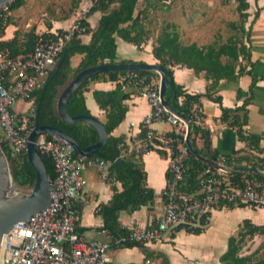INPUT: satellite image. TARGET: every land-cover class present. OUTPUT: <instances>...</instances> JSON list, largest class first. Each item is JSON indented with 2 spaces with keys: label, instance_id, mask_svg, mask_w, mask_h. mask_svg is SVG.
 <instances>
[{
  "label": "trees",
  "instance_id": "trees-1",
  "mask_svg": "<svg viewBox=\"0 0 264 264\" xmlns=\"http://www.w3.org/2000/svg\"><path fill=\"white\" fill-rule=\"evenodd\" d=\"M22 0H13L10 8L20 5ZM161 1V0H159ZM236 2V11L238 13L239 22H230L232 28H238L245 39L248 40L249 28L245 29V23L248 19L249 1L248 0H234ZM155 5V4H154ZM94 11H100L101 15L98 19L95 28H90L88 23L80 20V25H85L86 29L82 33L73 31L70 39L63 46L59 57H62L59 64L54 71H50L45 80V88H39L32 93L35 103H39L38 122L39 124H47L55 126L71 135L78 142L80 147H86L93 144L97 140L96 130L87 123L82 121H74L66 123L62 121L55 108V101L59 90L80 70L89 66L100 63H128L131 60H117L116 59V43L115 37L119 36L125 41H128L137 47L140 46L144 35V25L142 19L144 17L145 9H137L135 0H93L92 5L88 8L86 14ZM257 12L253 14L251 23L257 16ZM7 22L0 20V35L2 34ZM64 32L59 30L58 34ZM82 34H89L90 38L87 42L81 40ZM42 35L51 40H55L54 34L42 33ZM36 36V35H35ZM30 34L28 44L25 52L29 51L34 38ZM1 45L8 46L13 54L22 52L20 44H18L16 35L8 40L1 41ZM24 52V53H25ZM153 55L158 59V63L163 65L166 69L167 76L172 79V84L168 85L164 91V97L167 103L173 110L181 113L190 124L188 139L192 147L205 158L211 161L218 160V153L210 147V132L204 126H199L194 123L192 119L194 106L201 104L203 97H208L211 100L220 103L221 97L213 95L210 90L215 87L221 78H228L235 73L241 74L245 70L239 62V58L246 59L250 66L248 73L251 76V81L247 90L238 89L237 98L243 97V102L239 106L233 108L221 107L220 119L228 122L229 125L235 126L239 139L246 142V144L264 153V147H259V138L253 134L243 133L242 126L247 123V105L254 96V87L256 82L261 77L255 76L251 69L253 62L250 60L249 45L247 46L243 39L236 37H228L225 42L221 44H207L198 47L195 43L182 46L178 42V35L173 31L163 30L158 38L157 45L152 49ZM81 55L80 60L76 66L71 65V57L73 55ZM225 56V61L221 57ZM174 64L185 65L192 67L195 72L204 71L206 79L210 80L207 89L203 93H189L180 84L173 80V71L171 66ZM138 74L147 75L150 79H158V74L154 71H136ZM125 71H104L93 74L88 79L84 80L71 94L66 102V111L70 116L84 114L90 115L85 106L83 90L89 80L107 78L110 80H117ZM126 85V86H125ZM128 85L125 80L119 81L116 87L112 90H94L93 97L100 108L105 111V121L103 125L107 132L106 141L97 147L96 152L88 155L90 159H107L110 161L108 172L116 181L121 183V190L113 189L110 200L106 203L100 204L96 212L102 218L101 229H105L110 235L117 236L125 232V228L120 226L118 221V213L121 210L134 211L141 206L146 205L149 208L154 203L153 189L146 186L145 171L143 169L142 160L133 153L123 154L125 148L120 146L124 142L123 136L115 137L111 135V131L123 119L126 106L123 101L128 97L125 91ZM242 112V114H237ZM147 127L140 124L139 136H144ZM166 136L174 138L176 134L170 131L165 133ZM3 140V138H2ZM198 140L201 144H198ZM2 150L7 158L10 166L11 176L17 187L31 189L35 180V171L32 165L28 162L26 154L22 157L16 158L9 154V147L5 143ZM176 150V143L172 145V152ZM159 154L163 151L158 150ZM233 152L227 155L225 164L228 167H234ZM243 159L247 160L249 167H258L264 171V156L257 157L255 161L251 162L247 156ZM185 171L182 181L179 183L178 190L185 193H192L198 189V179L203 168L208 164L197 158L191 152L184 161ZM43 164L49 178L54 176L53 161L48 155L43 158ZM166 176L169 175L166 173ZM224 177L228 182L235 185H244L248 182H259L264 185V175L257 174L250 171L231 170L224 173ZM245 204H239L243 206ZM177 228V230H179ZM188 232L200 233L199 228H187ZM255 234H264V224L254 225L249 220H243L236 235H231L227 240V249L219 257L220 261L225 264H264V255L256 257L252 253L241 255L240 249L247 238H251ZM264 241V240H263ZM264 243V242H263ZM125 246L138 245L142 243H125Z\"/></svg>",
  "mask_w": 264,
  "mask_h": 264
},
{
  "label": "built area",
  "instance_id": "built-area-1",
  "mask_svg": "<svg viewBox=\"0 0 264 264\" xmlns=\"http://www.w3.org/2000/svg\"><path fill=\"white\" fill-rule=\"evenodd\" d=\"M12 1L8 0L0 6L2 22L8 21ZM86 12L81 11L64 32L55 33V40L37 34L30 50L24 54H13L8 46L0 44V129L11 156L19 158L26 154L28 135L36 115L32 93L43 87L73 31H85L86 26L80 25V20H85ZM118 80H125L131 93L145 97L150 105V112L142 120V124L147 127L145 135L133 136L119 145L125 148V153H133L138 157L160 150L167 160L169 176L162 192L160 216L149 226L140 225L135 219L120 224L125 232L117 236L101 229L107 236L105 241L79 234L76 230V204L85 183L83 170L89 158L76 153L66 139L56 134H39L35 139L37 151L46 152L53 161L54 176L49 180L52 203L29 215L22 224H13L3 234L0 244L1 264H115L108 256L112 246L160 241L175 226H202L213 209L224 206L249 204L264 207V185L259 182L235 185L222 181V178L227 180L224 166L228 167L225 164L227 156L223 155H218L214 164L208 163L203 168L197 190L192 193L178 190L184 176V161L190 153L185 143L186 122L162 104L158 79H150L136 71H125ZM17 101L29 105L17 111ZM192 119L195 124L204 126L201 104L194 106ZM153 121L169 123L170 132L176 136L171 138L155 133L148 127ZM174 142L176 150L171 153ZM95 165L103 181H116L108 172L109 160L96 159ZM140 264L165 263L160 258L146 256Z\"/></svg>",
  "mask_w": 264,
  "mask_h": 264
},
{
  "label": "crops",
  "instance_id": "crops-1",
  "mask_svg": "<svg viewBox=\"0 0 264 264\" xmlns=\"http://www.w3.org/2000/svg\"><path fill=\"white\" fill-rule=\"evenodd\" d=\"M37 1L38 0H22L20 5L12 9L10 8L7 25L0 35L2 41H8L16 35L18 44H20L22 50L19 54H24L30 34L34 36L42 33L55 34L58 33L60 29L65 30L69 28L79 12L83 10L87 11L93 3V0H78L77 8L74 12L75 14L72 13L69 15L66 13L60 16H49L52 14H47L45 8L41 9ZM169 1L170 0H135L137 9H145L142 19L145 35L138 47L116 36L117 60L158 63L159 61L153 55L152 49L157 45L159 34L165 29L177 33L178 42L182 46L195 43L198 47H202L214 43L211 41L202 42L196 38H191L187 42L181 41L179 32H182L185 27L186 34L196 35L197 33L205 32V28L201 29L194 25L182 24L180 28V26L178 27V25L173 22H164L163 26L159 29H154V26H150L148 19L151 13L154 10L158 11V9L162 10V8H166V5H163L162 2L169 3ZM248 1L249 16L248 23L245 25L246 30L249 28L248 40L245 39V37L241 38L247 46L249 45L250 60L254 63L251 71L255 76L261 77V79L256 82L254 96L247 105V123L242 126V130L243 133L258 136L259 147L263 148L264 0ZM255 12L258 14L251 23ZM41 14H44V17H41ZM100 15V11H94L88 15L86 14L85 21L90 28H95ZM200 35L201 34H199V36ZM89 38V34L81 35V40L83 42H87ZM217 44L221 43H216V45ZM80 57L81 55L79 54L71 57V65L73 67L78 64ZM225 59V56L221 57L222 61H225ZM239 62L245 67L243 73H235L231 77L219 79L215 87L210 90L211 94L221 97V102L218 103L208 97H203L201 99V106L203 110V125L210 132L211 149L215 150L218 155L223 156L236 152L234 155V166L249 167V165H247V160L243 159L244 156H247L252 162L255 161L257 157L264 156V153L249 147L246 142L239 139L235 126H231L228 122L219 118L221 115V107L233 108L242 104L243 97L237 98V90H247L251 81V76L248 73L250 66L247 64L246 59L240 57ZM171 68L173 71V80L180 84L187 92L203 93L206 91L210 80L205 78L203 70L195 72L192 67L180 64H174ZM118 82V79H93L87 82L83 90L85 106L90 115L96 117L102 123L105 121V111L100 108L95 101L93 91L112 90L116 87ZM124 89L129 94L123 101L126 106V111L122 121L112 129L111 135L115 137L123 136L124 140H129L131 137L139 134L140 124H142L143 118L150 112V105L145 97L133 95L128 87ZM28 105L27 102L17 101L15 109L21 111L27 108ZM17 106H19V110ZM237 114H242V112H237ZM148 127L157 134H165L171 129V125L165 121H153ZM198 144H201L200 140H198ZM123 154L126 153L123 152ZM139 157L142 160L143 169L146 174V186L152 188L154 192V203L151 208L143 205L132 212L121 210L118 213V221L120 224H127L131 219H135L140 225L149 226L156 222L162 212V192L167 181V160L157 151H150ZM228 168H230L229 171L233 170L231 167ZM83 177L85 183L79 201L76 204L78 209L76 230L86 238L105 241L107 240V236L101 232L103 222L101 216L96 212V208L100 204L110 200L114 188L121 190V183L119 181H115L114 183L103 181L96 168L95 159L90 158L83 170ZM243 220H249L254 225H263L264 207L245 204L243 206L230 205L213 209L209 213L207 222L202 226L178 225L160 241L142 243V246H112L108 250V256L115 264H140L146 256L160 258L165 264H225L220 261L219 257L227 249L228 237L237 234ZM179 227L180 229L177 230ZM187 228H199L201 232H188L185 230ZM261 236L262 243H260ZM263 240L264 234H255L251 238H247L241 246L240 254L246 255L252 253L256 257H260L257 255V251H259V247L264 248Z\"/></svg>",
  "mask_w": 264,
  "mask_h": 264
},
{
  "label": "water",
  "instance_id": "water-1",
  "mask_svg": "<svg viewBox=\"0 0 264 264\" xmlns=\"http://www.w3.org/2000/svg\"><path fill=\"white\" fill-rule=\"evenodd\" d=\"M7 1L8 0H0V5ZM61 59L62 57L58 58L51 71L55 70ZM109 70L156 72L158 74L159 95L162 104L186 122L187 136L185 139V143L188 146L189 151L204 162H207L209 164L215 163L214 161L205 158L192 147L188 139V133L190 130L189 121L181 113L173 110L172 107L165 100L164 91L168 85L172 84V79L167 76L166 69L163 65L159 63L128 62L100 63L97 65L89 66L77 72L63 86L56 100V111L59 118L66 123L82 121L91 125L97 132V140L93 144L88 145L86 147H80L75 138H73L71 135L61 130L60 128L47 124H39L38 110L40 101H38L36 104V115L34 118L33 127L31 128L28 135L26 149V158L35 171V180L29 192H22L17 189V185L12 179L11 173L9 171L7 158L2 150V146L5 144V141H0V244L3 234L7 233V230L10 226L16 223L22 224L29 215L40 209H45L50 203H52V198L50 196L49 190L50 178L43 164V158L47 157L48 154L46 152L39 153L35 147V139L39 134H56L66 139L72 145L76 153L84 154L87 156L96 152L97 147L102 145L106 141L107 132L103 123L100 120L91 115L84 114L70 116L66 111V102L71 96V94L74 92V90L84 80L88 79L93 74ZM44 88L45 85H43L42 89ZM224 169L227 171L230 170V168L226 166H224ZM232 169L237 171H250L264 175V171L256 167L234 166ZM1 261L2 254L0 252V264Z\"/></svg>",
  "mask_w": 264,
  "mask_h": 264
},
{
  "label": "rangeland",
  "instance_id": "rangeland-1",
  "mask_svg": "<svg viewBox=\"0 0 264 264\" xmlns=\"http://www.w3.org/2000/svg\"><path fill=\"white\" fill-rule=\"evenodd\" d=\"M78 0H38L39 7L45 8L49 16H60L63 14H72L76 11ZM166 8L154 10L148 19L149 25L155 28H161L164 22H173L178 27L190 25L205 28L204 33L196 35L186 34V27L180 33L181 41H189L191 38H196L202 42H225L228 37L241 38L244 37L242 32L237 28H232L230 22L238 24L239 17L236 11V2L234 0H170L169 3L162 2ZM173 9V10H172ZM43 12V11H42ZM75 14V13H74ZM80 14V12H79ZM44 17V14H41ZM248 23V19L245 25ZM244 25V26H245ZM199 34H201L199 36ZM19 110V106H17ZM3 138L0 129V141ZM9 166V164H8ZM9 171L10 166H9ZM22 192H29L30 189L17 187ZM262 243V236L260 237ZM258 242V241H257ZM259 243V244H260ZM260 249L262 247H259ZM258 249L257 255L262 256L264 248Z\"/></svg>",
  "mask_w": 264,
  "mask_h": 264
},
{
  "label": "bare ground",
  "instance_id": "bare-ground-1",
  "mask_svg": "<svg viewBox=\"0 0 264 264\" xmlns=\"http://www.w3.org/2000/svg\"><path fill=\"white\" fill-rule=\"evenodd\" d=\"M1 6V5H0ZM0 252H1V249H0Z\"/></svg>",
  "mask_w": 264,
  "mask_h": 264
}]
</instances>
